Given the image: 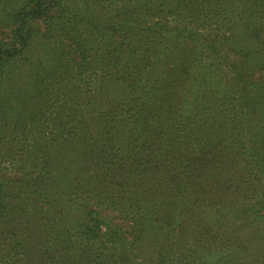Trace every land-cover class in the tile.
Returning <instances> with one entry per match:
<instances>
[{"label": "trees", "instance_id": "trees-1", "mask_svg": "<svg viewBox=\"0 0 264 264\" xmlns=\"http://www.w3.org/2000/svg\"><path fill=\"white\" fill-rule=\"evenodd\" d=\"M102 1L83 0L84 6L75 9L70 0H28L18 7L0 0L8 14L0 39V99L16 95L22 104V93H16L18 86L12 84L14 69L7 68L13 59L29 62L25 48L40 33L34 27L37 22L59 20L65 13L70 22L80 21L79 26L109 38L114 52H120L115 56L117 66L123 64L118 86L136 93L129 105L122 104L131 127L128 133L120 131L125 124L111 111L105 118L86 124L77 120L76 125L74 118L59 113L54 119L61 124L60 132L51 139L43 137L44 167L30 158L23 160L28 146L18 143L21 158L0 166L1 264H210L211 256L224 255L228 264H248L234 252L230 240L219 246L205 240L214 226L204 212L196 215L193 226L196 247L182 242L177 248L181 236L174 221L180 206L242 209L237 204L244 186L246 191L254 186L264 212V39L256 38L258 30L249 23L255 11L244 0H117L108 5L112 14L107 16L102 14ZM249 3L263 5L264 0ZM59 7L63 10L52 15ZM153 58L156 63L148 65ZM206 61L210 65L202 70ZM223 63L233 70L219 72ZM229 72L235 73V86L228 81ZM49 86L45 81L44 87ZM180 92L181 103L173 105L170 97ZM233 94L235 98L230 97ZM163 118L170 122L165 124ZM116 131L121 132L118 137ZM189 131L197 135L196 149L186 155ZM102 133L114 145L127 137V148L137 162L112 161L107 175L113 184H106L103 173L85 163L94 150L103 152ZM158 147L187 162L183 167H167V159L154 162ZM73 170L79 185L68 194L58 184ZM12 173L16 178L7 179ZM97 189L112 192L114 212L123 213L129 203L132 230L125 232L111 218L83 209L79 228L72 237L64 236L73 222H63L68 226L62 228L57 222L66 214L68 198L82 203L81 195L87 193L89 199ZM139 245L147 257L136 251Z\"/></svg>", "mask_w": 264, "mask_h": 264}, {"label": "rangeland", "instance_id": "rangeland-1", "mask_svg": "<svg viewBox=\"0 0 264 264\" xmlns=\"http://www.w3.org/2000/svg\"><path fill=\"white\" fill-rule=\"evenodd\" d=\"M11 1L14 7H18L28 0ZM115 1L117 0L102 1L104 8L103 15L111 16L112 13L108 11V5H111L110 2L114 3ZM250 1L244 0L248 4V7H251L255 11V15L249 23L253 22L254 27L258 30L256 38L264 39V4L260 5L256 3L254 5L249 3ZM70 4L75 9H80L85 3L83 0H70ZM244 5L241 6L240 11L244 10ZM117 6H120V3H117ZM2 8L3 6L0 7V39L4 38L8 15L6 11H2ZM62 10L63 8L59 7L52 15H56ZM65 15L66 13L59 20L50 18L37 22L34 27L39 29L40 33L35 35L29 47L25 48L29 62L18 64L13 59L11 60V65L7 68V70L14 69L11 77L12 84L18 86L16 93H22L23 99L21 101L22 104L17 100L19 98L16 95L10 100L0 99V166H10L11 162L21 158L18 143L23 141L28 146V149L22 152V159L27 160L30 158L32 163L36 161V164L41 163L44 167V153L47 151V148L44 147L43 137L51 139L53 135L56 137L60 132L61 127L57 128L61 124L58 120L54 119L59 113L63 116L66 114L74 118L76 125L77 120H81L82 124L92 123L96 119L105 118V114L111 111L112 115L118 114L121 117L120 123L125 124L119 128L120 131L122 132L123 130V133L130 132L131 127L127 125L128 116L126 108L122 104L129 105L131 100L136 97V93L118 86L122 82L119 79L123 75V64L117 66L115 56L116 54H120V52H114V46L108 37H100L96 34L95 30L87 26L85 28L79 26L80 21L70 22L65 18ZM59 27L61 31H58ZM54 29L57 30L54 34L45 36L43 33ZM251 38L255 37H250L249 39ZM256 38L253 40L254 42ZM248 44L253 45L254 43L248 41ZM226 48H230V46L228 45ZM152 50L153 48H150V51ZM202 60L204 62V58ZM233 60L234 57L231 56L230 62H234ZM155 63L153 58L149 61L148 65ZM204 65L202 66V70L208 69L206 66H209L210 62L206 61ZM225 70H233V68L228 65L225 66L223 63L219 68V72H224ZM234 74V72L228 73V81L235 86L237 82L234 79ZM45 81H48L50 84L47 88L44 87ZM38 84L45 93H40L41 90ZM1 85L0 81V90H2ZM234 90H237V88L234 87ZM46 91L47 95H45ZM181 94L180 92L170 97L173 105L181 103L184 96V94L183 96ZM30 95L33 97V100L28 97ZM235 96L233 94L230 97L235 98ZM173 110L177 112V109ZM190 115L191 111L186 112L185 118ZM63 119L64 122L65 118ZM163 122L166 124L170 121L163 118ZM121 132H117V137ZM102 134V138L105 139L102 141L104 145L103 152L97 153L98 150H94L92 152L94 154L88 157L85 163L94 168L97 173H103L102 179L106 184H113L111 178L107 175V169L111 166L112 161L133 164L137 162L132 152L127 148V137L118 139V144L114 145L110 143L107 135ZM188 136L187 142L189 144L186 146V155H189L196 149L195 141L197 135L189 131ZM180 138L181 136L178 134V141ZM88 143L94 144L91 138H88ZM165 143L170 144L167 139ZM153 154L158 158H154V162L167 159L170 162V164L166 165L167 167L175 164L183 167V161L187 162L185 157L172 158L169 152L165 148L162 150L161 147H158ZM74 159L76 158L74 157ZM181 171H183V168L180 169ZM74 172L75 170L72 171L68 179L58 184L68 194H73L74 188L79 185L76 182L77 173ZM13 175V173L11 176L6 175L7 179H15L16 177ZM55 176L58 180L59 176L57 173H55ZM75 184L76 186L74 187L73 185ZM244 187L243 190H240L244 192V195L238 197L239 201L237 204V206L240 204L242 209H235L231 212H229L230 210L218 209L205 211L180 206L174 221L177 227L176 233L179 237L181 236L179 238L174 234L176 240L179 238L177 248L181 247L182 242L190 244L192 247L198 246L199 243H195L194 240L196 234L193 226L196 225V215H200V211H202L205 216H209V224L214 226L210 229L209 237L205 239L207 242H213L215 246H219V243L224 245L227 240H230V243H234V252L244 262H248V264H264L263 207L257 203L254 186L251 187V190L248 189V191H246V186ZM81 199L84 202L76 203L77 199L75 197L68 198L69 202H67L69 204L67 205L66 214L59 218L61 221L57 222L60 228L68 226L64 225L63 222H67L68 220L73 222V226L68 229L70 230L69 233H63L64 236L69 235L72 237L73 230L79 228L81 219H83V215L81 214L83 209L99 212L107 220L111 218L112 222L121 226L125 232L132 230L131 223L128 221L131 219V216L128 217V215L133 209L128 207V203L125 207L126 211L123 213L118 208V211L114 212L115 208L112 206L114 200L113 194L108 189H97L95 192H92L91 196L89 194V199L86 193L81 195ZM71 200L75 202L72 203ZM181 222H184L182 229L180 227ZM199 248H202V245H199ZM204 248L207 251L214 252L209 248ZM219 250L221 251L218 248ZM136 251H139L140 254L146 252L142 248V245H139ZM180 253L185 254L183 252ZM210 259L208 261L210 264H228L227 260H229L225 255L219 258L211 256Z\"/></svg>", "mask_w": 264, "mask_h": 264}]
</instances>
